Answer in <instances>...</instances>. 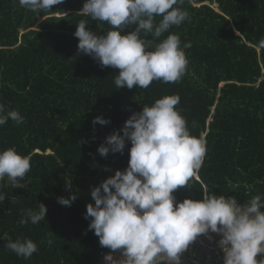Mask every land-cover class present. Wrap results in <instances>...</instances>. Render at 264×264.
Returning <instances> with one entry per match:
<instances>
[{"label":"trees","instance_id":"16d2710c","mask_svg":"<svg viewBox=\"0 0 264 264\" xmlns=\"http://www.w3.org/2000/svg\"><path fill=\"white\" fill-rule=\"evenodd\" d=\"M84 3L64 0L37 15L18 0H0V103L24 117L22 124L9 119L0 126V151L14 147L31 157V170L20 181L24 189L0 182L6 195L0 205V264H97L111 252L88 230L86 206L107 171L128 167L131 142L126 140L123 153L101 156L97 149L114 132L123 135L133 113L164 96L180 97L176 108L206 147L189 187L173 192L176 201L208 194L241 204L256 195L264 200V49L258 46L264 0H185L190 21L169 31L182 46L191 44L185 49L186 74L176 83L153 81L147 89L115 88L118 69L101 68L78 53L74 32L81 20L97 35L110 27L78 15ZM97 116L110 123L94 126ZM71 195L77 198L70 206L57 202ZM39 203L47 208L46 220L21 224L24 212L38 210ZM24 237L38 246L27 259L5 248L9 238Z\"/></svg>","mask_w":264,"mask_h":264},{"label":"clouds","instance_id":"9594fccd","mask_svg":"<svg viewBox=\"0 0 264 264\" xmlns=\"http://www.w3.org/2000/svg\"><path fill=\"white\" fill-rule=\"evenodd\" d=\"M64 0H18L20 7L39 15L49 12ZM185 0H85L78 15L107 23L103 35L86 28L81 20L74 36L78 53L97 61L101 68L118 69L115 88L134 86L147 89L153 81L165 84L179 82L186 74L188 59L179 35L169 30L190 21ZM157 18H159L157 20ZM135 26L125 35L126 27ZM165 33L168 35L164 36ZM151 36V39L148 37ZM264 49V38L258 42ZM178 95L164 96L133 113L118 132L106 137L97 151L107 156L120 152L131 142L128 167L117 170L91 191L95 204H88L85 219L101 247L111 250L106 264H182V254L199 236L220 235L218 246L223 251V264H264V200L260 195L241 204L235 197L208 194L201 200L177 202L173 192L189 187L191 178L202 166L206 147L192 136L187 120L176 105ZM11 119L24 122L18 110H7L0 103V126ZM106 125L110 120L93 119ZM31 157L21 155L14 147L0 151V182L24 189L20 183L31 170ZM6 195L0 192V205ZM77 198L58 197L57 202L70 206ZM47 208L27 209L21 224L38 225L46 220ZM52 243L51 240L48 241ZM5 248L18 257L30 258L38 251L30 238H9Z\"/></svg>","mask_w":264,"mask_h":264},{"label":"rangeland","instance_id":"374dc122","mask_svg":"<svg viewBox=\"0 0 264 264\" xmlns=\"http://www.w3.org/2000/svg\"><path fill=\"white\" fill-rule=\"evenodd\" d=\"M41 20L40 17L37 18V22ZM117 170L123 171V169H112L106 172L104 179L101 183L108 177L113 176ZM95 204V201H92ZM212 239L208 236H199L192 244L189 245L188 249L182 254V264H223V251L218 246V241L220 240V235L217 233H209ZM108 253L103 254L97 264H106L105 256ZM264 258V254H258L257 259Z\"/></svg>","mask_w":264,"mask_h":264}]
</instances>
